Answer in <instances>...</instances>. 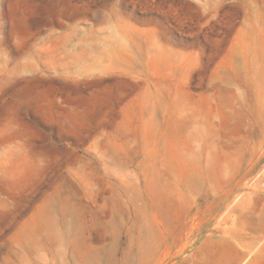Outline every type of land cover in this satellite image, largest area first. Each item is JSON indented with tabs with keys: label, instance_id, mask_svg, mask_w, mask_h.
<instances>
[{
	"label": "rangeland",
	"instance_id": "obj_1",
	"mask_svg": "<svg viewBox=\"0 0 264 264\" xmlns=\"http://www.w3.org/2000/svg\"><path fill=\"white\" fill-rule=\"evenodd\" d=\"M0 264H264V0H0Z\"/></svg>",
	"mask_w": 264,
	"mask_h": 264
}]
</instances>
